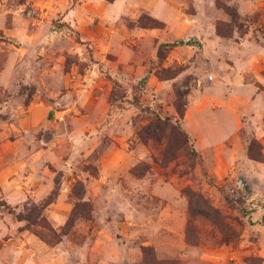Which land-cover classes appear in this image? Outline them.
Wrapping results in <instances>:
<instances>
[{"label":"rangeland","instance_id":"1","mask_svg":"<svg viewBox=\"0 0 264 264\" xmlns=\"http://www.w3.org/2000/svg\"><path fill=\"white\" fill-rule=\"evenodd\" d=\"M149 1L0 0V264L134 261L137 251L136 264H186L185 252L142 245L179 240L171 227L189 248L225 251L227 264H264V162L247 156L264 137L238 101L224 110L240 92L241 38L264 44L263 10ZM235 116L239 145L216 148V120ZM156 117L189 137L167 165L165 142L138 136ZM159 184L168 199L153 194Z\"/></svg>","mask_w":264,"mask_h":264},{"label":"crops","instance_id":"2","mask_svg":"<svg viewBox=\"0 0 264 264\" xmlns=\"http://www.w3.org/2000/svg\"><path fill=\"white\" fill-rule=\"evenodd\" d=\"M146 2L147 1L142 2L140 5L145 4ZM152 2L153 0L149 1L147 5L143 6L151 7ZM229 4L233 7H236L242 16H247L257 11L263 10L264 27V0H229ZM249 37L250 34L248 33L247 35H245V37L241 38V43L239 44V47L236 48V51L238 53H236L234 56L236 58V64H234V66L232 67L233 73L238 80L240 92H234V97L230 98V102L225 103L224 110L226 112L230 111V109L234 111L235 109L233 108V102L238 101V104L244 107H242L244 110V114L247 115L250 120H257V124H260V126L257 128V135L264 137V44H260L257 41H251ZM247 44L249 45V48L245 50L243 47H246ZM241 59L245 60V65L243 67H240ZM236 117L237 116L233 118L231 122L232 124H228L227 126L220 125L219 121H217L218 119L216 120V131L218 132L221 130L222 133L220 134V136L225 140L222 141L219 145H215L216 148H230V146L226 143V139L229 137L235 138V144L233 147H237L239 145L241 121ZM205 127H207L206 129H209L208 131H213V129H211L212 126L210 124V120L208 119L206 120ZM244 156L247 157L246 153H244ZM168 189L170 188H162V186H160L159 184L153 194L159 198L168 199L166 197ZM167 232L173 233L179 238V240L175 239V241L168 240L166 242H145L142 245L150 244L155 248L157 253L160 254L163 252H167L168 255L172 258L180 257L182 253L185 252L186 254H189L188 259H186V264H227V262L224 261L226 257L225 251L219 255L220 252L214 254L212 252H209L208 249L202 248L201 246L189 248L181 239V230H178L175 227H171ZM101 244L102 242H98L96 247L100 251H103L105 249L103 248V246H100ZM173 249H175L174 254L172 251ZM100 257L101 256L97 257L99 259H89L87 261V264H136L140 260V254L138 251L136 253V259L134 261H132L131 259L129 260V257H124V259L120 261L116 258L112 259L111 261H107V259H102Z\"/></svg>","mask_w":264,"mask_h":264},{"label":"trees","instance_id":"3","mask_svg":"<svg viewBox=\"0 0 264 264\" xmlns=\"http://www.w3.org/2000/svg\"><path fill=\"white\" fill-rule=\"evenodd\" d=\"M110 3L114 2L115 0H106ZM236 8V7H235ZM231 17H234L232 14V9L227 6L224 7ZM183 41H180L179 44H183ZM178 43H173L170 46H177ZM159 54L160 51H159ZM264 75V73H263ZM118 98L116 94V89H114L111 93V100L116 101ZM136 105H139L138 101H135ZM186 105L179 106L176 105L178 114L180 118H184L186 112ZM156 120L151 122L152 125L149 127H145L138 132V136L141 140L144 138H151L158 142H165L166 147L164 152L162 153L161 162L162 165H167V163L173 162L178 160L180 157L184 156L185 151L187 150L185 147L189 143V137L187 134L178 126L174 125L170 122V120H162L161 118L156 117ZM167 132V133H166ZM247 156L250 160L257 161V162H264V153L261 147V144L258 141L254 140L248 147ZM146 248H143V253L145 254ZM154 264H161L159 261L156 260Z\"/></svg>","mask_w":264,"mask_h":264}]
</instances>
